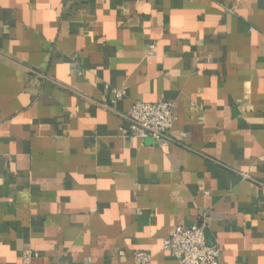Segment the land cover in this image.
<instances>
[{"label":"crops","instance_id":"0c3cea01","mask_svg":"<svg viewBox=\"0 0 264 264\" xmlns=\"http://www.w3.org/2000/svg\"><path fill=\"white\" fill-rule=\"evenodd\" d=\"M135 100L171 140L121 135ZM198 221L264 264V0H0V264H178Z\"/></svg>","mask_w":264,"mask_h":264},{"label":"built area","instance_id":"2783aa9c","mask_svg":"<svg viewBox=\"0 0 264 264\" xmlns=\"http://www.w3.org/2000/svg\"><path fill=\"white\" fill-rule=\"evenodd\" d=\"M115 94L122 96L124 90H115ZM122 117L125 124L119 131L123 137H151L160 145L171 140L169 133L176 122L173 103L165 100H135ZM162 250L175 256L178 264H219L220 261V249L208 242L203 221L189 226H176L162 240ZM132 255L137 264H148L151 258L140 250H134ZM35 256L36 253L24 250L23 264H30Z\"/></svg>","mask_w":264,"mask_h":264}]
</instances>
